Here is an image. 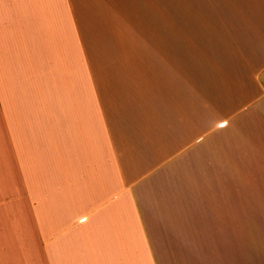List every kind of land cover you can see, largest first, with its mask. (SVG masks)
I'll list each match as a JSON object with an SVG mask.
<instances>
[{"label": "crops", "instance_id": "0c3cea01", "mask_svg": "<svg viewBox=\"0 0 264 264\" xmlns=\"http://www.w3.org/2000/svg\"><path fill=\"white\" fill-rule=\"evenodd\" d=\"M258 1L0 0V264H264Z\"/></svg>", "mask_w": 264, "mask_h": 264}, {"label": "rangeland", "instance_id": "374dc122", "mask_svg": "<svg viewBox=\"0 0 264 264\" xmlns=\"http://www.w3.org/2000/svg\"><path fill=\"white\" fill-rule=\"evenodd\" d=\"M123 3H131V5L138 4L137 14L139 18H143L142 15L144 13L143 10L146 9V4L149 5V9L153 8L155 10L154 14L157 16L161 15L162 8L168 7V18L172 19H204L206 21L212 22L214 17H210V6L211 4H221V3H242V4H257L258 0H122ZM249 6V5H247ZM252 7V6H251ZM254 9V8H253ZM139 10V11H138ZM207 10V13L205 12ZM236 13L239 15H236ZM133 15H135V11H133ZM239 19L238 21H232L235 25L239 24L238 28L233 26L230 30L232 31V37L234 43L230 40L231 48L236 53L243 51L250 52V55L253 59L252 62L258 63L259 56L262 53L264 54V34L262 30L255 29L258 27L255 23L252 22L251 19H264V11H243L238 12L234 11L232 15L226 17H219L216 15V21L219 20H233ZM244 23L243 25L241 23ZM257 23V22H256ZM255 27V28H254ZM249 37V40H248ZM244 38V40H243ZM218 45V44H217ZM217 94V97L220 99L226 97L225 91H218L217 93H213V95ZM207 97V94L206 96ZM210 98V97H208ZM206 98H204L205 100Z\"/></svg>", "mask_w": 264, "mask_h": 264}]
</instances>
